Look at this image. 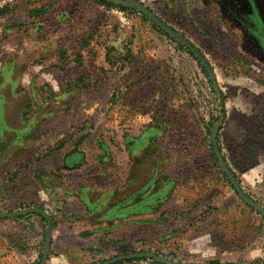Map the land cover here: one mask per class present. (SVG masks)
Instances as JSON below:
<instances>
[{
	"label": "rangeland",
	"instance_id": "rangeland-1",
	"mask_svg": "<svg viewBox=\"0 0 264 264\" xmlns=\"http://www.w3.org/2000/svg\"><path fill=\"white\" fill-rule=\"evenodd\" d=\"M104 1L0 0V264H264V0Z\"/></svg>",
	"mask_w": 264,
	"mask_h": 264
},
{
	"label": "water",
	"instance_id": "water-1",
	"mask_svg": "<svg viewBox=\"0 0 264 264\" xmlns=\"http://www.w3.org/2000/svg\"><path fill=\"white\" fill-rule=\"evenodd\" d=\"M116 3L123 6V7H126V8L137 9L140 13H142L144 16L149 18L162 31H164L166 34H168L172 38L176 39L183 46H185L189 51H191L193 53V55L196 57V59L199 60L201 62V64L203 65L204 69L206 70L207 74L209 75V78H210L215 90L216 91L218 90L217 83H216V80L214 78L211 67L209 66V64L207 63L205 58L202 56V54L191 43H189L186 39H184L178 33H176L174 30H172L169 26H167L164 22H162L155 14H153L149 9H147L142 4H139V3L133 2V1H119V0H117ZM218 132H219V129L214 128L213 133H212V146L214 148V151L216 153V156L220 162V165H221L224 173L226 174V176L228 177V179L232 183L236 193L239 195L241 200L243 202H245L248 206L254 208L255 210H257V212H259L261 215L264 216V209L259 204H257L253 199H251L247 194H245L243 192V190H242L241 186L239 185V183L237 182L235 176L232 174L230 169L227 167L225 161L223 160L222 154L219 150L218 142H217ZM33 212L42 214L48 220L49 223L51 222L50 218L42 210H31V211L20 212V213H2V212H0V218L21 217L23 215H26L27 213H33ZM51 235H52V228L50 227V229L47 232V237H46L47 247H49ZM136 257H138V256H128V257H124L122 259H119L117 261L125 260V259H133Z\"/></svg>",
	"mask_w": 264,
	"mask_h": 264
},
{
	"label": "trees",
	"instance_id": "trees-1",
	"mask_svg": "<svg viewBox=\"0 0 264 264\" xmlns=\"http://www.w3.org/2000/svg\"><path fill=\"white\" fill-rule=\"evenodd\" d=\"M98 4H101L102 6H105L107 8L112 7L111 4H109L108 2L104 1V0H95ZM123 11H126L124 8H122Z\"/></svg>",
	"mask_w": 264,
	"mask_h": 264
},
{
	"label": "flooded vegetation",
	"instance_id": "flooded-vegetation-1",
	"mask_svg": "<svg viewBox=\"0 0 264 264\" xmlns=\"http://www.w3.org/2000/svg\"><path fill=\"white\" fill-rule=\"evenodd\" d=\"M264 11V10H263Z\"/></svg>",
	"mask_w": 264,
	"mask_h": 264
}]
</instances>
